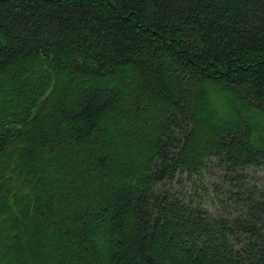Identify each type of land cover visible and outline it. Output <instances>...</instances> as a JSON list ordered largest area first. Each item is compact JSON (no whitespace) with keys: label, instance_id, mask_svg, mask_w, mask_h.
Instances as JSON below:
<instances>
[{"label":"trees","instance_id":"16d2710c","mask_svg":"<svg viewBox=\"0 0 264 264\" xmlns=\"http://www.w3.org/2000/svg\"><path fill=\"white\" fill-rule=\"evenodd\" d=\"M257 169L264 0H0V264H264Z\"/></svg>","mask_w":264,"mask_h":264},{"label":"rangeland","instance_id":"374dc122","mask_svg":"<svg viewBox=\"0 0 264 264\" xmlns=\"http://www.w3.org/2000/svg\"><path fill=\"white\" fill-rule=\"evenodd\" d=\"M213 171H215L216 174H210L209 175V178L211 179L210 181H216V182H218L217 181V179H218L217 177L219 175V172H218L217 169H215ZM247 173L251 176V178H252V180L254 182H256L258 185H260L264 189V172L262 170H258V169L255 170V171L249 170Z\"/></svg>","mask_w":264,"mask_h":264}]
</instances>
